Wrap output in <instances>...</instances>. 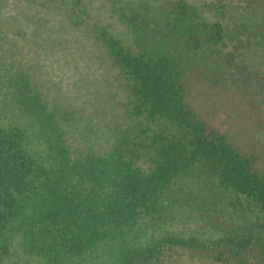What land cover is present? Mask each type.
Segmentation results:
<instances>
[{
	"label": "trees",
	"instance_id": "1",
	"mask_svg": "<svg viewBox=\"0 0 264 264\" xmlns=\"http://www.w3.org/2000/svg\"><path fill=\"white\" fill-rule=\"evenodd\" d=\"M185 1L0 0V264L264 263V170L198 112L187 72L257 22L202 1L209 39L170 48ZM205 204L229 213L215 237Z\"/></svg>",
	"mask_w": 264,
	"mask_h": 264
},
{
	"label": "rangeland",
	"instance_id": "2",
	"mask_svg": "<svg viewBox=\"0 0 264 264\" xmlns=\"http://www.w3.org/2000/svg\"><path fill=\"white\" fill-rule=\"evenodd\" d=\"M152 1H163L166 8L176 6V0ZM202 1L206 0L185 1V8L178 10L179 13L176 14L177 17L179 16L177 28L169 24L162 26L165 29L162 28L161 32L171 35L170 48H193L195 44L190 37L192 35H197V40L201 39L199 35L209 39V27H205L207 24L201 25L200 18L195 16L198 14L200 17H211L207 12L202 14L198 12L201 11L202 7L199 3ZM243 2L227 7L217 4L213 5V8H204L205 11H213L215 18L222 14L233 22L239 19L234 9L242 6L243 16H249V13L255 16L254 20L257 23L253 24H257V30L249 27L246 32L244 31L243 36H238L243 42L242 48L238 47L234 37L215 39L210 36V39L197 50V56L190 54L188 62H191L193 67H188L187 71L192 75L189 78L190 97L201 115L224 132L235 148L254 157L264 170V0H257L256 3L253 0H243ZM150 34L153 35V39L159 37L156 31H151ZM248 46L252 48H247ZM197 64L204 67L197 70L196 76L194 68ZM179 202L186 205L184 201L179 200ZM206 202L211 206L210 202L214 203L216 200ZM207 204L205 210L197 206V227L206 228L208 234L215 237L217 226H226L222 223H226L229 213L224 204L220 206L222 209H217L216 212ZM189 221H181L178 226L184 228L191 226L193 223H188ZM178 260L180 264H226L189 252L181 254Z\"/></svg>",
	"mask_w": 264,
	"mask_h": 264
}]
</instances>
